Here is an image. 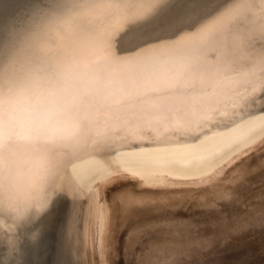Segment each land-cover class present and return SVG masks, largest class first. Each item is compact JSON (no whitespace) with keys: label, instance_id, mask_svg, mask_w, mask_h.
I'll return each instance as SVG.
<instances>
[{"label":"bare ground","instance_id":"6f19581e","mask_svg":"<svg viewBox=\"0 0 264 264\" xmlns=\"http://www.w3.org/2000/svg\"><path fill=\"white\" fill-rule=\"evenodd\" d=\"M262 142L264 0H32L0 20V264L63 214L52 260L106 258L100 184L207 182Z\"/></svg>","mask_w":264,"mask_h":264},{"label":"rangeland","instance_id":"374dc122","mask_svg":"<svg viewBox=\"0 0 264 264\" xmlns=\"http://www.w3.org/2000/svg\"><path fill=\"white\" fill-rule=\"evenodd\" d=\"M30 1L0 0V20L18 18ZM262 143L207 182L152 187L119 174L100 184L111 234L106 258L91 246L89 264H264ZM64 217L47 222L44 236L18 264H57L52 253L60 240L52 234Z\"/></svg>","mask_w":264,"mask_h":264}]
</instances>
